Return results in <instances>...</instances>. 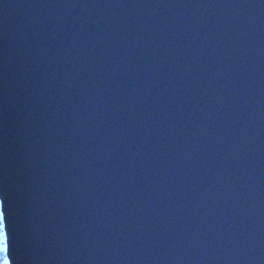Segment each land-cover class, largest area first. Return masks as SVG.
<instances>
[{"label": "water", "instance_id": "1", "mask_svg": "<svg viewBox=\"0 0 264 264\" xmlns=\"http://www.w3.org/2000/svg\"><path fill=\"white\" fill-rule=\"evenodd\" d=\"M10 264H264V0H0Z\"/></svg>", "mask_w": 264, "mask_h": 264}, {"label": "trees", "instance_id": "2", "mask_svg": "<svg viewBox=\"0 0 264 264\" xmlns=\"http://www.w3.org/2000/svg\"><path fill=\"white\" fill-rule=\"evenodd\" d=\"M0 213H2V208H1V201H0ZM6 248H7V243H6V236L4 233V220H3V227L0 228V256L6 255Z\"/></svg>", "mask_w": 264, "mask_h": 264}, {"label": "snow or ice", "instance_id": "3", "mask_svg": "<svg viewBox=\"0 0 264 264\" xmlns=\"http://www.w3.org/2000/svg\"><path fill=\"white\" fill-rule=\"evenodd\" d=\"M3 227V213H0V228Z\"/></svg>", "mask_w": 264, "mask_h": 264}, {"label": "rangeland", "instance_id": "4", "mask_svg": "<svg viewBox=\"0 0 264 264\" xmlns=\"http://www.w3.org/2000/svg\"><path fill=\"white\" fill-rule=\"evenodd\" d=\"M3 258H4V259H3ZM0 259H1V260H4V261H6V262L9 261L8 258H7V255H5V257H4V255H3V256L1 255V256H0Z\"/></svg>", "mask_w": 264, "mask_h": 264}, {"label": "bare ground", "instance_id": "5", "mask_svg": "<svg viewBox=\"0 0 264 264\" xmlns=\"http://www.w3.org/2000/svg\"><path fill=\"white\" fill-rule=\"evenodd\" d=\"M3 259H4V258H3ZM0 264H10V263H9V261L6 262V261L0 259Z\"/></svg>", "mask_w": 264, "mask_h": 264}]
</instances>
